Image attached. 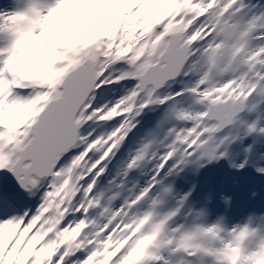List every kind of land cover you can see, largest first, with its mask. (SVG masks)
Wrapping results in <instances>:
<instances>
[{"label":"snow or ice","instance_id":"snow-or-ice-1","mask_svg":"<svg viewBox=\"0 0 264 264\" xmlns=\"http://www.w3.org/2000/svg\"><path fill=\"white\" fill-rule=\"evenodd\" d=\"M158 109L119 156L137 118ZM100 122L112 127L97 134ZM257 145L264 0L0 7V264H264V209L228 227L231 194L196 195L221 161L264 180ZM217 199L224 212L200 222Z\"/></svg>","mask_w":264,"mask_h":264},{"label":"bare ground","instance_id":"bare-ground-1","mask_svg":"<svg viewBox=\"0 0 264 264\" xmlns=\"http://www.w3.org/2000/svg\"><path fill=\"white\" fill-rule=\"evenodd\" d=\"M245 3H256V0H253L252 2H249V0H245ZM8 4H9L8 2L1 1L0 7L7 6ZM112 87L113 86L111 85L108 86V89L106 90L103 99H113V97H111L109 94V90ZM117 94H119L120 96L124 94V88L122 86L117 89ZM161 110L162 109H158L155 112L146 110L145 116H149L151 118V121L155 122L156 118L160 115ZM139 138L140 137H137L135 134H130L129 138L126 140L127 147L123 148V150L126 152L129 148L134 147L136 141ZM224 171H225V165L223 162H220L218 165L214 167H209L207 170L203 171L201 176H203V178L205 176V179L203 180L209 185V187H212L216 191H224V192L230 193L231 196L233 197L231 209L228 211L231 213V219L228 222V227H232L233 225L242 224L245 222V219L247 217V214L249 213V210L245 211L244 209L237 208L238 206L237 202H243L248 199V191L250 190V188L255 187L260 191L261 195L257 199L258 200L257 210L264 209V180H262V183L259 186L256 184L252 185L246 181L244 183L240 182L237 184H233L232 182L227 183V180L225 179V176H224ZM239 174L240 173H238V175ZM245 176H247L246 178H250V179H252L253 177H256L255 175H246V174ZM178 184L181 188L185 187L183 182H178ZM200 192L201 191L198 189L196 195L199 196ZM249 202L252 203L253 201L249 200ZM213 204L214 206H216V210L214 212H221V211L223 212L224 205L222 204V202H220L217 199L213 201ZM172 206H173L172 202H168L165 205L161 206L159 211L161 212L167 211ZM215 216L216 215L214 214H210V218L207 221H201V222L211 223L212 220H214ZM178 220H179V217L176 218V222H178Z\"/></svg>","mask_w":264,"mask_h":264},{"label":"rangeland","instance_id":"rangeland-1","mask_svg":"<svg viewBox=\"0 0 264 264\" xmlns=\"http://www.w3.org/2000/svg\"><path fill=\"white\" fill-rule=\"evenodd\" d=\"M253 0H249V2H252ZM248 2V1H247ZM123 87V88H126V87H129V85H126V84H123V82H122V85H118V86H115V87H112L110 90H109V94H110V96L111 97H113V99H103L104 100V102L105 103H107V102H110V101H114L115 99H117L120 95L119 94H117V89L119 88V87ZM146 111V110H145ZM140 122L137 124V127L136 128H134L133 130H132V132H130L129 133V135L130 134H135L137 137H141L142 135H143V132H144V130L146 129V128H148V127H151L152 125H153V121H151V118L149 117V116H145V112L142 114V116L141 117H138L137 118ZM112 127V125L110 124V123H108V122H100L98 125H96V132H97V134H99L100 132H106V131H108V130H110V128ZM127 147V143H126V141H125V143H124V145H123V147L121 148V150H120V153L118 154L119 156H123L124 155V153H125V151L123 150V148H126ZM233 147H235V146H233ZM262 150H264V145H257V152H259V151H262ZM253 159H255V157L253 158ZM221 162H223V161H221ZM224 163V165H225V162H223ZM111 167H112V165H109V168L111 169ZM238 173H246V175H253V169H251V168H248V169H246V170H243V171H241V172H235L234 170H229L227 167H226V165H225V171H224V176H225V179L227 180V182H231L232 181V178H234V180H233V183H234V181H237L236 183H234V184H237V183H239L240 182V180H239V176H238ZM111 173H109V175H110ZM202 174V173H201ZM202 177V178H201ZM232 177V178H231ZM229 178H231L230 180H229ZM200 179H205V176H204V178H203V176H201L200 175ZM248 179V178H247ZM182 182V181H181ZM243 182V181H242ZM101 183H103V181L101 182ZM208 187H209V185H208ZM35 200L34 201H36V198H34ZM248 200V199H247ZM37 202V201H36ZM211 205H213V204H211ZM243 205V202H240L239 203V206H242ZM33 206H34V203H33ZM245 211H247V209H244ZM212 211V210H211ZM210 211V214H214V215H217V213H223V212H215L214 213V211H212L211 212ZM76 218L78 219L79 218V215L77 214V216H76ZM183 219V217L181 216V217H179V220H178V222H180L181 220ZM228 220V222L230 221V219H231V216H229L228 218H227ZM201 222V221H200ZM188 223H191V220H190V222H188Z\"/></svg>","mask_w":264,"mask_h":264}]
</instances>
